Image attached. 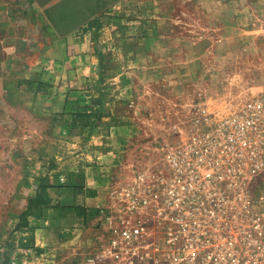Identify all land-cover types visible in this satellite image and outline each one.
I'll list each match as a JSON object with an SVG mask.
<instances>
[{"label": "rangeland", "instance_id": "obj_1", "mask_svg": "<svg viewBox=\"0 0 264 264\" xmlns=\"http://www.w3.org/2000/svg\"><path fill=\"white\" fill-rule=\"evenodd\" d=\"M25 1V27L34 23L29 12L42 20L33 40L41 48L40 71L33 79H18L15 90L6 94L37 95L42 101L40 108L19 109H9L13 96L0 102V262L18 247L16 225L24 196L34 193L41 180L54 181L50 191H55L56 177L66 175L72 156L69 138H92L62 132L70 119L64 106L79 92H91L102 66L107 118H113L114 99L120 96L135 97L144 112L134 138L117 136L122 158L112 162V171L126 165L130 173L141 165L168 125L196 106L222 111L264 91V0ZM95 19L99 25L87 28ZM28 41L1 38L0 60L12 63L15 54L3 55L2 50H21ZM4 73L16 77L14 71ZM95 217L93 225L94 218L86 216V224L99 235L84 253L98 245L102 234L100 213Z\"/></svg>", "mask_w": 264, "mask_h": 264}, {"label": "built area", "instance_id": "obj_2", "mask_svg": "<svg viewBox=\"0 0 264 264\" xmlns=\"http://www.w3.org/2000/svg\"><path fill=\"white\" fill-rule=\"evenodd\" d=\"M224 108L196 106L119 170L98 245L76 264H264V91ZM8 255L47 260L31 247Z\"/></svg>", "mask_w": 264, "mask_h": 264}, {"label": "crops", "instance_id": "obj_3", "mask_svg": "<svg viewBox=\"0 0 264 264\" xmlns=\"http://www.w3.org/2000/svg\"><path fill=\"white\" fill-rule=\"evenodd\" d=\"M25 3V0H0V22L4 24L0 39L4 38L6 42L12 39L30 40L21 50L17 47L14 49L7 47L2 50L3 55L15 54L12 63L0 60L1 75L3 72V78L0 77V102L6 103V100L13 96V100H8L9 109L40 108L37 103L42 101V97L37 95L12 94L10 96L6 94L15 90L19 83L18 79H33L40 71L37 57L41 53V48L40 44L37 46L33 40L39 37V35L36 37L38 34L36 23L42 20L36 12H29L28 17L32 18L34 23L26 28L22 21L24 17H27ZM22 28L27 29L24 36L20 32ZM50 33L49 37H53V33ZM13 71L15 79L13 76L7 78L4 72ZM117 81L118 79H115L116 83ZM125 102L130 105L125 106ZM139 102L132 96L115 98L114 116L109 128L102 127V124L109 120L106 118L107 120L104 119L101 126L93 131L90 141L81 142L77 137L67 139L68 153L72 156H68L69 159L66 162L68 167L66 175L56 177L55 183H58V187L55 191H50L52 207L41 218L31 217L28 228L19 233L21 237L30 239L31 248L39 253H45L47 264H75L82 259L85 248L93 243L92 239L96 240L99 235L97 228L91 227L90 224L87 227L86 216L94 218L91 221L93 225L96 223L98 218L95 216L105 203L108 188L119 176V171L111 170L112 162L116 164V159L122 158L115 147L117 141L120 140L117 136L124 134L130 139L134 138L144 123L137 120L139 116L144 118V112H139ZM141 121L148 122L147 119H141ZM114 136L115 139H112ZM77 182L84 188L83 194L79 196L74 195L72 186ZM35 192L24 196L19 215L26 210L28 198L33 197ZM76 203L80 204L83 213L79 214Z\"/></svg>", "mask_w": 264, "mask_h": 264}, {"label": "trees", "instance_id": "obj_4", "mask_svg": "<svg viewBox=\"0 0 264 264\" xmlns=\"http://www.w3.org/2000/svg\"><path fill=\"white\" fill-rule=\"evenodd\" d=\"M99 20L95 19L89 22L87 28H92L93 26H98ZM100 56V61H102ZM103 65V64H101ZM103 66L98 72V76L95 77L94 82L89 87L91 92H79L74 96L72 100H66L64 109L70 119L65 120L62 124V132L68 136L86 135V139L92 135L93 131L101 126L104 118L110 116L109 113L106 114V102L108 97V86L103 83ZM29 83V82H28ZM89 91V90H88ZM112 99V98H111ZM106 121L102 124L104 127L109 128L110 122ZM52 182H46V180H41L36 188V192L33 197L28 200L27 208L18 217V224L16 225V230L21 233L28 228V222L31 217L41 218L48 209L52 207L50 189L54 187ZM73 186L74 195L79 196L83 194V186L79 182L75 183ZM79 210V214L83 213L80 204H75ZM74 205V206H75ZM31 241L29 238L21 237L18 241L19 248L30 247ZM9 255L6 254L4 259L0 264H8Z\"/></svg>", "mask_w": 264, "mask_h": 264}]
</instances>
